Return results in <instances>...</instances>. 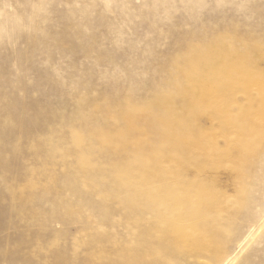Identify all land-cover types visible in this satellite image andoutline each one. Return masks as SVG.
<instances>
[{"label": "rangeland", "instance_id": "1", "mask_svg": "<svg viewBox=\"0 0 264 264\" xmlns=\"http://www.w3.org/2000/svg\"><path fill=\"white\" fill-rule=\"evenodd\" d=\"M224 49L264 73V0H0V264H264V124L241 146L184 101ZM183 118L235 154L200 250L114 177Z\"/></svg>", "mask_w": 264, "mask_h": 264}, {"label": "bare ground", "instance_id": "2", "mask_svg": "<svg viewBox=\"0 0 264 264\" xmlns=\"http://www.w3.org/2000/svg\"><path fill=\"white\" fill-rule=\"evenodd\" d=\"M230 50L224 49L219 59L214 58L206 66L198 64L191 69L196 74L187 77L184 101L189 108L217 120L223 134L229 127L234 128L242 146L251 132L248 120L256 118L264 124V73L244 66L243 61L248 56L237 57ZM233 105L235 110L231 108ZM162 129L164 133H160L158 146L145 150L135 167L153 171L146 174L130 169V174H126V169L122 168L114 171V177L124 175L123 186L145 194L146 205L156 211L168 212L166 217L171 221L165 241L169 247L176 249L186 244L188 248L200 250L205 247L204 236L209 234L205 227L216 220L214 211L218 206L213 194V178L207 172H215L225 158L233 161L235 154L231 147L209 142L204 129L190 119H178ZM190 169L193 172L187 178ZM230 172L234 176L241 174L233 165ZM132 202L133 199L129 200ZM177 212H180L179 217ZM186 216L189 218L180 220ZM209 238L214 239L211 235Z\"/></svg>", "mask_w": 264, "mask_h": 264}]
</instances>
